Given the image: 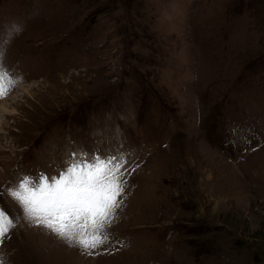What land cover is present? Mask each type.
<instances>
[{
	"label": "rangeland",
	"instance_id": "1",
	"mask_svg": "<svg viewBox=\"0 0 264 264\" xmlns=\"http://www.w3.org/2000/svg\"><path fill=\"white\" fill-rule=\"evenodd\" d=\"M14 25L0 210L21 216L18 172L137 151L106 248L21 216L3 264H264V0H0Z\"/></svg>",
	"mask_w": 264,
	"mask_h": 264
},
{
	"label": "snow or ice",
	"instance_id": "2",
	"mask_svg": "<svg viewBox=\"0 0 264 264\" xmlns=\"http://www.w3.org/2000/svg\"><path fill=\"white\" fill-rule=\"evenodd\" d=\"M18 31L15 25L10 31H0V61L6 39ZM18 82L17 75L0 62V98ZM124 163L115 157H97L83 164L73 160L57 176H25L8 191L18 203L24 220L44 227L70 247L91 255L109 245L107 228L113 223L125 195ZM21 216L12 217L0 210V244Z\"/></svg>",
	"mask_w": 264,
	"mask_h": 264
},
{
	"label": "bare ground",
	"instance_id": "3",
	"mask_svg": "<svg viewBox=\"0 0 264 264\" xmlns=\"http://www.w3.org/2000/svg\"><path fill=\"white\" fill-rule=\"evenodd\" d=\"M71 149V148H70ZM74 149V148H73ZM75 149H81V150H84V149H82V148H76L75 147ZM84 151H86V150H84ZM87 151H89V152H92V153H94L93 151H91V150H87ZM81 153V152H80ZM85 154V156H86V158L85 159H92L91 157H90V155L89 154H87V153H84ZM78 158H76V157H73V159L75 160V161H80L81 162V159L82 158H84V155H82V153L81 154H79V155H76ZM94 159V158H93ZM86 160V161H87ZM85 161V160H84ZM85 163V162H84Z\"/></svg>",
	"mask_w": 264,
	"mask_h": 264
}]
</instances>
